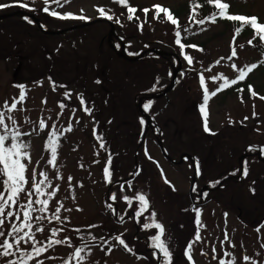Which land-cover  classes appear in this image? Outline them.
Masks as SVG:
<instances>
[{
	"label": "rangeland",
	"instance_id": "374dc122",
	"mask_svg": "<svg viewBox=\"0 0 264 264\" xmlns=\"http://www.w3.org/2000/svg\"><path fill=\"white\" fill-rule=\"evenodd\" d=\"M15 11L51 32L107 16L128 55L153 46L171 55L117 56L104 21L47 34L26 17L0 20V264H264V197L228 180L181 213L191 168L166 160L157 143L160 131L173 158L187 150L202 188L236 174L246 143L264 154V58L252 28L264 27V0H0V15ZM223 19L246 20L251 34L236 37ZM176 27L188 58L173 41ZM189 41L205 42L207 52ZM171 57L181 64L176 85L144 101L157 128L142 129L134 98L162 92ZM199 106L226 147L204 148L214 142L197 128ZM134 163L135 178L113 184ZM242 163L245 177L264 171L254 157Z\"/></svg>",
	"mask_w": 264,
	"mask_h": 264
},
{
	"label": "flooded vegetation",
	"instance_id": "af4514ba",
	"mask_svg": "<svg viewBox=\"0 0 264 264\" xmlns=\"http://www.w3.org/2000/svg\"><path fill=\"white\" fill-rule=\"evenodd\" d=\"M112 43L114 44V45H116V46H119V43H118V40L116 39V38H114V39H112ZM198 125H199V127H197L198 129H200V127L203 129V126H202V124H201V122H199L198 123ZM234 135V134H233ZM237 138H238V136H236ZM219 137L217 136V137H215V136H212V137H210V139L214 142V143H211V144H204L203 143V145H204V148H206V149H213L214 147H215V144L216 145H221L222 144V146H227L224 142H220L219 141V143L217 144L216 142H218L216 139H218ZM236 138V139H237ZM236 139H234V138H232L231 140H233V141H235ZM234 144V143H233ZM222 146H218V147H222ZM195 148H196V146H194ZM193 147V150L195 151V148ZM251 149L252 150H250V151H247L248 153H251V155H254L256 158H257V156H256V152L257 151H259L260 152V155H259V159L257 158V163L259 164V165H264V154H263V152H261V150H262V147L261 146H259V145H255V143H252V147H251ZM169 154H170V152H169ZM188 154V155H187ZM171 155V158H170V162H172L173 164H178V165H182V164H184V163H186L185 165L186 166H188V164H190V162L188 161V159H187V156H189L190 154H189V152L187 151V150H185V149H183V150H181L180 151V153H179V155H177L178 157H177V159H175V157L173 158V155L172 154H170ZM190 156H192V155H190ZM196 158H197V156H196ZM181 159V160H180ZM199 160L200 159H202V157H200V158H198ZM245 167L243 166L242 168H240L239 167V165H238V171H237V173L234 175V176H237L239 173H240V171H241V175L238 177V178H234V177H231V178H228L227 176L226 177H223V178H221V179H219L218 180V182L215 184V186H211V185H207L208 187H207V191H212V190H214V189H212V188H214V187H216V186H218L217 188H221L222 187V185L224 184V182H226V181H228L229 179L230 180H232V181H236V182H240V183H238V189H239V191H241V192H243V190H244V193H247L248 191H249V193L250 194H252V196L253 197H264V178H261V177H259L258 175H257V173H263L262 174V177H264V171H262V172H259L260 170H262L259 166H257V167H255L251 172H249L248 174H247V177H245ZM255 175V176H254ZM242 182V183H241ZM204 184V183H203ZM203 184L201 185V186H199V187H197V190H195V187H194V189H193V192L189 195L190 196V206H182V207H184L183 209H181V213H183V212H186L187 210H189L190 212L191 211H194V206L195 205H198V204H200V203H202L203 202V200L202 201H198V198H200L201 197V195L203 194V193H200V188L203 186ZM245 185V187L244 186H242V185ZM242 186V188H241V186ZM220 186V187H219ZM211 188V189H210ZM216 188V189H217ZM243 193V194H244ZM242 194V193H241ZM213 201H217V199H213ZM209 202V200L208 199H206L205 201H204V203H208ZM238 208H237V210H238V213H237V215L240 217V218H244V220H242V222H246V221H250L249 222V224L250 225H252V223H253V220H250V216L248 215V213H245L244 215H243V210L239 207V205L237 206ZM191 209V210H190ZM222 210H224V214H227V215H229V213L231 212V215H232V211H234L232 208H227V209H222ZM221 210V211H222ZM230 216V215H229ZM182 217V216H181ZM193 217H194V215H193ZM183 218V217H182ZM184 221H186L187 219L184 217V219H183ZM191 220H192V222L195 220V218H192L191 217ZM263 221H264V219H263ZM262 221V222H263Z\"/></svg>",
	"mask_w": 264,
	"mask_h": 264
},
{
	"label": "water",
	"instance_id": "95a60500",
	"mask_svg": "<svg viewBox=\"0 0 264 264\" xmlns=\"http://www.w3.org/2000/svg\"><path fill=\"white\" fill-rule=\"evenodd\" d=\"M14 15H17V16H28L30 17L33 22L36 24V26L38 27V29L41 31V32H44V33H47V34H61V33H64L65 31H68V30H71V29H75V28H78L80 26H89V25H92L94 23H97V22H100L102 21L103 19H94V20H90L88 22H85L83 23L82 25H75V26H71L69 28H65V29H61V30H58V31H54V32H51V31H46L43 29L39 19L32 13H28V12H25V11H15V12H11V13H8V14H3V15H0V19L2 18H7V17H11V16H14ZM105 21H108V20H105ZM108 23L110 24V31H109V35H108V40L110 41V39L112 38V36H114V25L112 22L108 21ZM114 48V47H113ZM115 52L116 54L125 59V60H128V61H137L138 59L142 58L146 53L148 52H153V53H156V54H159V55H169L170 53L169 52H165V51H160V50H157L155 48H148L146 50H143L140 54L136 55V56H128L124 50V47L123 45H121V48L120 49H115ZM175 57H178L176 54H174ZM20 66H17V68L15 69V72H14V76H16V73H17V70ZM181 68V64L180 62L178 63V67L177 68H174L173 71H172V77H171V80L169 82V84L162 90V92H160L159 94H154V95H148V96H145V97H142L139 99V101L137 102V108L140 112V114L142 116H144L147 120V124L148 126H152V119L151 117L144 111V109L142 108V99L143 98H158L160 96H163L165 94H167L173 87L174 85V82H175V79H176V75H177V72L180 70ZM147 126V127H148ZM147 127L145 130H147ZM159 144L161 146V149L162 151H164V148L162 146V143L159 141ZM247 154H243L239 157V162H240V166H241V159L244 158ZM259 156V154H258ZM135 173V171H134ZM133 177L130 176L128 178H124L122 179V181H126L128 179H131ZM120 181V180H118ZM195 182V177L193 176L192 178V184H191V187L193 186ZM109 190H110V186L108 187L107 189V194L109 193ZM108 196V195H107ZM115 210H116V207H115Z\"/></svg>",
	"mask_w": 264,
	"mask_h": 264
},
{
	"label": "trees",
	"instance_id": "16d2710c",
	"mask_svg": "<svg viewBox=\"0 0 264 264\" xmlns=\"http://www.w3.org/2000/svg\"><path fill=\"white\" fill-rule=\"evenodd\" d=\"M223 9H226L225 7H221L220 9H217L218 10V12H219V14H220V16L219 17H221V15H223V13L224 12H226L227 11V9L226 10H223ZM212 11H215V10H212ZM123 12H125L126 14H128V16H132L133 15V11H132V9H129L128 7H126V8H123ZM120 13H121V11H120ZM153 13L152 12H150V11H147L146 12V17L147 16H149L150 17V15H152ZM170 16H172V15H170ZM120 17H121V15H118V13H115V19L117 18V19H120ZM116 19V20H117ZM163 20V17H157V19L156 20ZM224 20V19H223ZM31 21V20H30ZM225 22H226V24L228 25V26H230V28H231V23H234V22H228V21H226V20H224ZM32 22V21H31ZM243 22H244V24H242V25H236L235 23H234V27L233 28H235V36L237 37L238 35H239V33L241 32L242 34V36L244 37V36H247L248 34H251V32H249L248 30H246V26H244L245 25V23L247 22L246 20H243ZM179 25V24H178ZM252 28L254 29V32H255V36L257 37L258 36V39L257 40H259V42H260V45H261V48H262V50H263V58H264V35H263V33H262V31L260 30V28L258 27V26H254V24L252 25ZM174 31L176 32V35L178 36V32H181L180 30H179V28L178 27H176V28H174ZM261 34V35H260ZM236 37L235 38H233V40L234 39H236ZM184 38V37H183ZM183 38H180V40L181 39H183ZM174 43L177 45V49H178V52H180L179 53V55H180V57L182 56V55H184L185 56V58H188L189 56H186V52H185V49L183 48L184 46L183 45H181L180 44V41H179V36L177 37V38H175L174 40ZM182 42H184V40H182ZM185 44L187 45V46H197V47H199V49H201L202 51H204V52H207V48H206V44H205V42H199V43H195V42H192V41H189V42H185ZM155 56V55H154ZM157 57H159L158 55H157ZM172 60V61H171ZM170 61L172 62L171 64H173V65H177V63H176V61H175V59L174 58H170ZM263 61H264V59H263ZM169 71H170V75H171V70L169 69ZM179 75H180V73H179ZM144 123V122H143ZM142 129H144V127L142 126ZM247 144V143H246ZM244 145L243 146V149H242V151H241V153H239V154H237V156H239V155H241L242 153H243V151L244 152H246V151H250V150H252L251 148H250V145ZM255 160H256V158H255ZM257 161V160H256ZM237 169H238V164H237ZM238 171V170H237ZM237 173V172H236ZM109 205V204H108ZM111 207H112V205H111ZM112 216H113V218L115 219V216H114V214H112ZM108 232H110V229H108V228H105V236H108ZM77 243V242H76ZM75 243V244H76Z\"/></svg>",
	"mask_w": 264,
	"mask_h": 264
}]
</instances>
